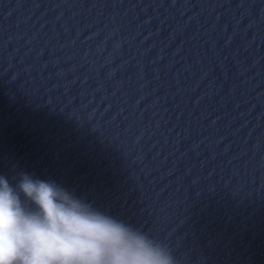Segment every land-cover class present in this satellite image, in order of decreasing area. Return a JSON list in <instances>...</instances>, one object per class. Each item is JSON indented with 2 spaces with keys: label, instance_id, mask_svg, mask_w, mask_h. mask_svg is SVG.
<instances>
[{
  "label": "water",
  "instance_id": "1",
  "mask_svg": "<svg viewBox=\"0 0 264 264\" xmlns=\"http://www.w3.org/2000/svg\"><path fill=\"white\" fill-rule=\"evenodd\" d=\"M24 173L176 264H264V0H0V176Z\"/></svg>",
  "mask_w": 264,
  "mask_h": 264
},
{
  "label": "clouds",
  "instance_id": "2",
  "mask_svg": "<svg viewBox=\"0 0 264 264\" xmlns=\"http://www.w3.org/2000/svg\"><path fill=\"white\" fill-rule=\"evenodd\" d=\"M0 264H176L166 244L55 183L0 176Z\"/></svg>",
  "mask_w": 264,
  "mask_h": 264
}]
</instances>
